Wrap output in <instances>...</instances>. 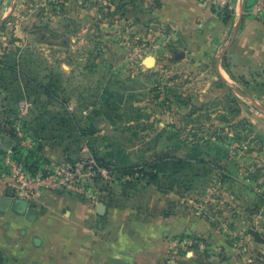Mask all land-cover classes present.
<instances>
[{"label": "rangeland", "instance_id": "obj_1", "mask_svg": "<svg viewBox=\"0 0 264 264\" xmlns=\"http://www.w3.org/2000/svg\"><path fill=\"white\" fill-rule=\"evenodd\" d=\"M5 199L69 227L25 264H264V0H0Z\"/></svg>", "mask_w": 264, "mask_h": 264}, {"label": "crops", "instance_id": "obj_2", "mask_svg": "<svg viewBox=\"0 0 264 264\" xmlns=\"http://www.w3.org/2000/svg\"><path fill=\"white\" fill-rule=\"evenodd\" d=\"M23 203L25 204V202H20L19 204L10 202V204L2 210V212H4L3 216L6 226L5 233L8 235L6 238V254L8 255L9 250L12 254L15 251V254H20L18 263L25 264L30 263L26 262L25 255L27 252L30 261L36 260L37 256L39 258L38 262H42L48 259V257L40 258L38 255L39 252L58 254L69 251L71 244L63 239L67 237L69 227L68 224L63 223V220H59L58 211L52 209V211L46 214H40L37 208L32 207L35 213L28 214V210L31 208L26 209V207H21L20 204ZM85 206L91 215L89 209L91 206L88 204ZM54 212H56V214ZM106 216L108 215L105 213L104 224L106 223ZM13 236L16 237L14 241L12 239ZM8 238H10V240H8ZM88 245L87 247H89ZM108 245L109 244L104 240V264H112L110 261L111 259L115 260V264H118L123 258L117 254L112 256L109 254L106 255L105 252H107L106 249ZM74 247L78 248L76 249L78 252L83 253L84 246L82 244L71 246V248Z\"/></svg>", "mask_w": 264, "mask_h": 264}, {"label": "trees", "instance_id": "obj_3", "mask_svg": "<svg viewBox=\"0 0 264 264\" xmlns=\"http://www.w3.org/2000/svg\"><path fill=\"white\" fill-rule=\"evenodd\" d=\"M16 66H7L6 67V69L8 70V71H11L12 72V74H13V76H14V79H16V80H21L22 82L24 81V82H28V79L25 77V75H24V73H20V72H18V70L15 68ZM204 154L205 155H209V152L208 151H205L204 152ZM172 163V165L173 164H175V163H181V165L183 164L182 162H181V160H178V161H172L171 162ZM217 163V162H216ZM177 165V164H176ZM148 166H156V167H158L159 168V166H157V165H153V164H148ZM220 167V166H219Z\"/></svg>", "mask_w": 264, "mask_h": 264}, {"label": "water", "instance_id": "obj_4", "mask_svg": "<svg viewBox=\"0 0 264 264\" xmlns=\"http://www.w3.org/2000/svg\"><path fill=\"white\" fill-rule=\"evenodd\" d=\"M146 60H148V61H146V64H149L148 63L149 60H150V62L154 63V59L152 57H149ZM152 63H150V64H152ZM0 202L4 204L2 206V208L5 209L8 206V204H10V202H12V199H5V200H1ZM20 202H25V201L24 200H16L15 204H18ZM98 207L101 208V209L103 208L102 206H98ZM32 213H35V210L33 208L28 210V214H32Z\"/></svg>", "mask_w": 264, "mask_h": 264}, {"label": "built area", "instance_id": "obj_5", "mask_svg": "<svg viewBox=\"0 0 264 264\" xmlns=\"http://www.w3.org/2000/svg\"><path fill=\"white\" fill-rule=\"evenodd\" d=\"M57 173L62 175L64 179L66 178H73L76 176V171L72 169H67V168H58ZM99 172L104 173V171L98 169Z\"/></svg>", "mask_w": 264, "mask_h": 264}, {"label": "bare ground", "instance_id": "obj_6", "mask_svg": "<svg viewBox=\"0 0 264 264\" xmlns=\"http://www.w3.org/2000/svg\"><path fill=\"white\" fill-rule=\"evenodd\" d=\"M146 61H148V60H146ZM148 63H149V65H150V63H152V62H150V60H149V62H148Z\"/></svg>", "mask_w": 264, "mask_h": 264}]
</instances>
